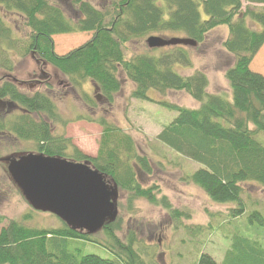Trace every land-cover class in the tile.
<instances>
[{
	"label": "trees",
	"instance_id": "trees-1",
	"mask_svg": "<svg viewBox=\"0 0 264 264\" xmlns=\"http://www.w3.org/2000/svg\"><path fill=\"white\" fill-rule=\"evenodd\" d=\"M241 1L110 0L104 8H98L90 0H70L78 13L73 21L51 0H0V7L24 18L29 33L22 55L35 54L55 68L71 88L80 89L78 95L90 109L96 107L99 98L109 105L114 102L122 87L120 73L133 85V99L156 101L150 90H182L198 101L193 109L166 100L156 101L175 112L162 125L156 140L197 163L198 168L186 174L184 180L198 186L212 201L234 205L228 216L236 219L246 212L241 185L252 183L264 188V75L249 65L264 43V0H245V5ZM220 25L227 30L222 48L233 57V64L224 70L223 76L229 96L208 93V79L202 71L180 73L178 68L193 67L189 46L148 47L133 55L127 51V44L134 40L166 32L190 38L198 45ZM80 32L90 35L62 54L55 51V35ZM12 33L0 16L2 53L19 47L15 44L20 39ZM62 38L66 40L64 36L60 41ZM2 68L13 70L7 56L0 63ZM86 82L93 85L96 97L82 90ZM17 86L14 81L0 78V100L13 105L12 111H18L10 118L0 116V133L31 142L32 152L86 162L110 179L115 188L127 193L128 204L144 198L167 209L170 216L179 217L166 197L156 196L157 186L143 187L137 181L138 169L149 171L148 159L136 151L128 132L104 117L78 115L75 120L101 126L96 155H84L62 134H53L52 124L68 122L61 117L54 101L44 92L28 94ZM41 114L49 121L40 118ZM2 137L0 134V140ZM30 217V213L25 214L23 219ZM121 218L116 214L92 234L72 229L63 221L58 227H32L10 219L0 228V264H152L147 260L148 247L136 239L132 230L120 240L117 232ZM247 219L250 223L257 220L260 226L264 224L256 209L248 212ZM3 220L0 216V223ZM248 234L235 232L220 262L201 253L193 264H264V244ZM76 240L98 244L113 257L82 254L79 247L71 244Z\"/></svg>",
	"mask_w": 264,
	"mask_h": 264
},
{
	"label": "rangeland",
	"instance_id": "rangeland-1",
	"mask_svg": "<svg viewBox=\"0 0 264 264\" xmlns=\"http://www.w3.org/2000/svg\"><path fill=\"white\" fill-rule=\"evenodd\" d=\"M51 1L59 5L72 21L77 18L78 13L74 10L70 0ZM90 1L96 7L104 8L110 0ZM244 1H241L242 5L246 4ZM0 16L12 28L11 35L20 39L15 44V47L19 46L18 48H9L6 54L0 50V63H3L7 56L13 68L11 72L7 68L0 69V78L15 81L17 87L24 93L29 94L35 91L46 93L54 101L61 117L68 121L64 125L52 124L53 134H62L84 155L89 157L96 155L101 126L95 122L75 120L78 115L93 118L104 117L112 125L128 132L136 144V151L148 159L149 171L143 172L138 169L137 181L143 187L157 186L156 196L166 197L172 209L180 213L179 217H175L178 219L176 220L170 216L167 209L161 205L152 204L144 198L134 199L128 204L127 193L118 190L115 209H117V214L122 216L121 229L117 232L120 240H124L127 232L132 230L136 239L148 247L147 260L152 261V264H193L201 253H207L220 262L235 232L249 233L250 237L264 244V224L260 226L257 220L253 219L250 223L247 219L248 212L253 209L259 211L264 218V188L252 183L241 185L243 188L241 197L246 212L234 219L228 216L230 208L234 205L231 203L218 204L204 194L198 186L184 180V176L195 171L198 164L173 153L156 140V135L160 132L162 125L175 115V112L162 107L156 101L166 100L192 109L199 105L198 101L182 90L164 93L150 90L152 99L156 101L133 99L130 97L133 85L120 73L122 87L116 93L114 102L109 105L99 98L96 100V107L90 109L78 95L80 89L71 88L66 77L55 68L35 54L22 55L23 44L29 33V29L24 24V18L15 12H5L1 7ZM226 34V28L220 25L210 31L202 43L188 47L193 67L178 68V70L182 75H188L195 70L204 72L208 79L206 89L208 93L229 96L228 83L223 76L224 70L233 64V57L227 54L221 45ZM88 35H90L88 32L55 35L53 37L55 51L62 54L81 43L84 38H88ZM152 35L163 39L181 38L177 33L171 32ZM64 36L66 40L62 38L60 41ZM147 37L128 43V54L133 55L146 51ZM1 47L0 45V49ZM249 65L252 70L264 75V43ZM174 67L177 69L176 66ZM82 90L92 97L97 95L93 85L89 82L83 84ZM4 101L0 100V103ZM12 110L14 109L0 107V116L10 118L18 112ZM40 118L49 121L45 115L41 114ZM0 134L3 136L0 140V216L4 217L0 228L10 219H16L32 227L62 225V220L55 214L31 208L7 172L6 160L32 152L33 144ZM105 179L110 185L113 184L110 179ZM29 213L30 220L23 219L24 215ZM101 238L100 236L99 239ZM71 244L73 247H79L82 254L92 253L109 259L113 257L109 251L95 243L76 240Z\"/></svg>",
	"mask_w": 264,
	"mask_h": 264
},
{
	"label": "water",
	"instance_id": "water-1",
	"mask_svg": "<svg viewBox=\"0 0 264 264\" xmlns=\"http://www.w3.org/2000/svg\"><path fill=\"white\" fill-rule=\"evenodd\" d=\"M149 48L195 46L190 38H146ZM7 172L27 203L35 210L55 214L72 229L97 232L117 214V188L98 170L85 162H75L42 153L26 152L8 158Z\"/></svg>",
	"mask_w": 264,
	"mask_h": 264
},
{
	"label": "flooded vegetation",
	"instance_id": "flooded-vegetation-1",
	"mask_svg": "<svg viewBox=\"0 0 264 264\" xmlns=\"http://www.w3.org/2000/svg\"><path fill=\"white\" fill-rule=\"evenodd\" d=\"M4 106H5V109H9V108L12 109V107H13V105H11V104H8L6 102H1L0 107H4Z\"/></svg>",
	"mask_w": 264,
	"mask_h": 264
}]
</instances>
